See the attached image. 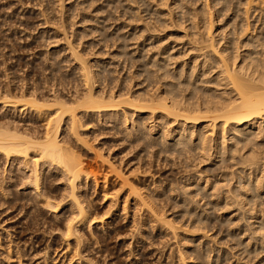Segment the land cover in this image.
I'll list each match as a JSON object with an SVG mask.
<instances>
[{"label":"bare ground","instance_id":"6f19581e","mask_svg":"<svg viewBox=\"0 0 264 264\" xmlns=\"http://www.w3.org/2000/svg\"><path fill=\"white\" fill-rule=\"evenodd\" d=\"M62 1H60V2H62ZM88 1L89 0H87L86 3ZM128 1H130V3L128 4L129 8L127 7V5H126V7L130 10L132 9L131 12H133V14H134V16H131V17H133L135 19L134 21H136V22L138 21V22L142 23V29L138 30L137 27H136V29L134 27V30H136V32H135L136 34H137V32H138V34L142 33L140 35L139 39H142V38L144 39L145 37H143V33L149 31V33H146V34H149V37H148L149 44L147 43L148 45H146V42H143V43H145L146 48H147V46L149 47V50H148L149 55L146 54V56L147 55L149 56V59H147L148 61H144L142 64H140V65H142V70L140 69L141 67L139 68L142 72V75L144 74V77H145L143 82L147 81L149 79V82H148L149 87H148V85H147V87L143 86L144 88L142 86H141L142 88L139 86L141 89H139V90L136 89V91L131 92L128 88H131V87L133 88L134 86L130 87L128 85L129 87L127 88V85H126V89H128V92H123L122 89H120L119 91L117 90L118 84H116L115 89L117 91H114L115 90L114 88H112V89L109 88L108 91L107 90L105 91V89H107L108 87L111 86L112 82L109 83L110 86L105 85V86H107V88L103 89L102 85L100 86V80L101 79L103 80L102 77H103V74L106 70L105 68L109 63L105 64L106 62L104 63L100 59V56L103 53H101L100 56L98 55L99 53L98 54L94 53L95 56L97 55L96 57H99V59H100V61L97 59L98 62L96 60L95 63H92V60H90L88 58L90 56H87L88 54L86 53V51H87V47L90 46V43H92V41L88 43L89 45H87V47H86V44H84V42H83V44L81 42L82 38L85 39L86 36L83 37V35L86 32V30H88V29L86 28V30H85V28L82 27V28H84L83 30L76 31V32H79L78 34L74 33L75 31L73 33L71 32L72 35L71 34L69 35L68 33H66L64 35V39L67 42L65 41L64 44H66V50L68 51V53H67L68 55L66 53L65 54L67 55L69 62H71L70 64H72V63L75 64L74 68H75L76 72L78 73L79 77L81 76L80 78L82 79L83 83L80 81V79L78 80V82L82 83V85H83L82 89H79L80 86L78 88V85H79L78 84L77 87L73 86L74 88L75 87L78 88V90L76 89V91L74 93H72L70 95L69 94L70 91H68L69 96L68 95L65 96L63 93H62L63 95L60 93L55 94V92H53L54 94H52L50 92V90H53V89L47 90L50 87H48L49 84L46 85L45 79H44L45 80V86L48 87L46 90L49 91L51 94H49V93H46V94L38 93V91H40V90H38L37 88H31V87H28L25 85L20 90H18V88L17 89L14 88V91H13V89H9V87H8V89H2L3 87L2 88L0 87V109L5 110L4 113H6L5 115H2L3 117L1 116L2 118L7 119L9 117L7 114H10V113H11V115H12V113H14V114L20 113V114L24 115V118L28 117V120L29 119L34 120V121L38 120V121L42 122V124H40V127L43 129V132H41V130L38 128H32V127L31 128H25V129H24V127L20 128V126H17L16 123H14V121H10L9 119H8V121L6 120L5 122H1L0 123V158L5 159L6 160L5 163L12 161L14 167H16L18 165L17 166L18 170L22 169L21 166L22 167L24 166L23 168L27 169V172H26L27 178L26 179L29 180L28 182L30 183L29 185L32 187V189L29 188L31 191H30V193L26 194L27 195L26 197H28L29 201H32V204L35 207L34 209L43 212V214L44 213L53 214L54 219L56 218V220L62 222L64 229L60 230V233H61L62 239L64 240V242L66 244V248L63 249V253L60 254L61 255L60 257L62 258V259H60L61 264H65L66 261H67V264H74V262H77V261H78L77 264H82V261H83V259H85V256H83V251L81 252L80 249H81V247L84 248V246H82V245L87 244V239L85 238V233L83 232V228L85 226H87L88 229L90 228V230H91V227H93V225H95V224L98 225L100 220L102 218H104V216L99 217L100 220L98 219L99 220L98 221L97 220L98 216L96 218L95 216L92 215L91 209L90 210L88 209V208H90V207H88V205L90 203L89 204L87 203V199H86V195H85V194H87V193H85V190L90 187V182H92L91 185H94L93 187H95V188L99 185V184L97 185V183H96V181H98V179H99L98 174H100V175L103 174L102 175V179H103L102 185H100L101 189H104L107 186V184L111 181L110 183L111 184L113 183V185H114V182H116V183L118 182V184H116V185H119L118 188L121 191L125 190L127 192L126 196L123 199V202L121 201L123 203V206L121 209L123 211L122 212L123 215L126 213L125 211L129 207H131L130 210H133L134 213H135V210L138 209V207L139 208L140 207H142V208L146 207L148 213L145 212L147 214V217H145V218L147 219V222L149 223L148 225H150V224L152 225L153 222L154 223L157 222V224H158V222H161V223H163L162 225L165 224V227L166 226L168 227V228L166 227L168 229L167 231L170 230L169 232L172 234V236L175 235V238L177 236L176 239H178V235H177L176 231L178 229H182L184 226L186 227V229H189V230L190 229L201 230L202 231V233L200 231L201 235H199L197 237V239H195L196 241H198V243L196 244V246L193 245L192 249H190V248L189 249L193 251L192 253H196L198 255V257L200 259L204 260V262L207 264H222V261L220 262L221 259H220L219 255L217 258H215L214 255H212V254H214L213 253L214 251H217L218 247L217 248L214 247L216 244L215 243L216 236H214V234L209 235L210 231H209L208 227L211 225H214V224H220V226L223 227L225 225L231 226V224L237 225V224H239V222H243V226H242L243 231L240 230L238 233L232 232V234L226 233L227 236L231 237L233 240L238 241L237 242L238 244H235V245H242L246 242L245 241L246 240L245 232L250 231V230H252V232H254V233L259 232L262 235V238L259 239L261 241H260V244L258 243V245H259V247H261L262 250H264V210L260 209L259 214L252 212L256 209V207L258 205H261L264 203V0H148L147 2L149 3L148 4L149 7L147 6V10H144V11H148L149 13H148L147 17H145V19L143 18L144 16L140 15V13H141V12L139 13L140 10L134 5V3H136V1L135 0H128ZM62 6H64V5H62ZM243 6H245L246 8H243ZM38 7H40V6H38ZM61 8H63V7H61ZM72 8L70 7L69 11H71ZM102 8H104V7H102ZM66 9H68V8H66ZM61 10H60L61 13H63L65 11L64 8ZM71 12H73V11H71ZM241 12H242V14H241ZM66 13L67 12L65 11V14ZM95 13H96V11H95ZM103 17H105V16H103ZM44 20H46V19H44ZM84 20H85V18H84ZM103 20H105V18ZM99 21H101V20H99ZM99 21H96V22L98 23ZM93 24H95V23H93ZM101 24H103V23L101 22ZM137 26H140V25H137ZM95 27H93V28H95ZM100 27H102V26H100ZM125 27L127 29H129L126 25H125ZM91 30L92 29H90V33H91ZM100 30L102 31L103 29H100ZM118 30H120V28ZM130 30L132 32H134L133 28ZM58 33H59V31H58ZM86 33H88V32H86ZM96 33H98V32H96ZM111 33H112V31H111ZM111 33H109V35ZM130 33H128V34H130ZM122 34H123V32H122ZM111 35H113V34H111ZM111 35H110V37H111ZM114 35H115V33H114ZM131 35L127 38H130ZM106 36L108 37V35H105V37ZM123 36H119V37H121L120 38L121 40H122ZM62 37H63V35H62ZM97 37H95V38H97ZM71 38H73V41ZM127 38L124 37L123 41L125 42ZM146 38L144 40H146ZM74 39H76L77 41L76 40L74 41ZM115 40H117V39H114V42L116 43ZM137 40H138V37H137L136 41ZM122 42L118 46L119 49H117V51L114 52V53H116L114 56L111 55L112 51H111V53L108 52L109 53L108 55L113 56V57H111V59L113 61L116 58H121L123 55L129 56V53H128L129 51H127V50L125 51L126 46L123 44L124 42L123 43ZM129 42H130V40H129ZM95 43L96 42L94 41L93 44H95ZM100 43H101V41H100ZM107 44L109 45V42ZM82 45H83V47L85 45L86 48L82 49L81 48ZM115 45L113 44V47ZM101 46H104V48L106 47V45H103V44ZM101 46H100V48H101ZM109 46H107V47H109ZM92 48L93 47H90V49H92ZM115 48L116 47H114V49ZM132 48L133 47L131 46V50H133ZM146 48H144V49L146 50ZM141 49H143V48H141ZM54 50L55 49H53V51ZM60 50H61V48H60ZM60 50H58V51H60ZM64 50H65V48H64ZM105 50L107 51L106 48H105ZM110 50H113V49H110ZM58 51H56V52L54 51V53L58 54L59 53ZM106 51L104 52L105 54H107ZM61 52H62V50H61ZM61 52L59 53L60 55H61ZM97 52H98V50H97ZM136 52H137V50H136ZM89 53H90V51H89ZM91 53H93V50ZM49 54H50V52H49ZM133 54L135 56V53H133ZM53 55L55 56V54H53ZM139 55H141V54H139ZM95 56L93 55V57H95ZM45 57H46V60L49 58V56H48V58H47V56H45ZM104 57H105V55H104ZM60 58H61V56H60ZM67 58H65V59H67ZM132 58H134V57H131V59ZM52 59H53V57H52ZM55 59H58V58H55ZM91 59H93V58H91ZM109 59H110V57H109ZM123 59H124V57H123ZM123 59H122V61H123ZM44 61H45V59H44ZM117 61H118V59H117ZM122 61H120V62H122ZM129 61L127 62L128 64L131 63ZM45 62L47 63V61H45ZM50 62H52V61H50ZM139 62H141V61H139ZM48 63H49V61H48ZM50 64H48V65L50 66ZM52 64H53V62H52ZM62 64H61V66H62ZM67 64H69V63H67ZM110 65H112V64L110 63ZM120 65H122V64H120ZM140 65L138 64V66H140ZM64 66H65V64H64ZM69 66H71V65H69ZM135 66H136V64H135ZM119 67H121V66H119ZM39 68H40V66H39ZM67 68H69V67H67ZM102 68H103V70H102ZM113 69H114V67H113ZM132 69L134 70V68L133 67L131 68V72H132ZM137 69H138V67H137ZM54 70H56V69H54ZM72 70H70V72H72ZM115 70H117V69L115 68ZM120 70L118 72H120ZM122 70H125V69H122ZM110 71H109V74H110ZM136 71H138V70H136ZM114 72H113V74L115 75L117 71L115 73ZM126 72H127V70H126ZM43 73H45V72H43ZM73 73H71V74H73ZM119 74H118V76H119ZM78 75H76V76L78 77ZM124 75L125 74H123V77H125ZM127 75H131V74L129 73ZM135 75H137V74H135ZM142 75H141V77H142ZM48 76H49V74H48ZM67 76H69L68 72H67ZM121 76H122V74H121ZM128 77L131 78L133 76H131V77L128 76ZM139 77H140V75H139ZM56 78H57V76H56ZM133 78L134 79H132V80L135 81V76ZM136 78H137V76H136ZM118 79H119V77H118ZM123 79H125V78H123ZM123 79H122V82H120V84L123 82L125 83L126 79L125 80H123ZM47 80H48V78H47ZM107 80H109V77ZM18 81H20V80H18ZM49 81H50V79H49ZM53 81H55V80H53ZM114 81H115V79H114ZM138 81H139V79H138ZM131 82L132 81H130V83ZM69 83H70V81H69ZM81 83H80V85H81ZM97 83H99V84L97 85ZM24 84H26V83H24ZM35 84H37V83H35ZM76 84H77V82H76ZM103 84H105V82H103ZM128 84H129V81H128ZM146 84L147 83H145V86H146ZM12 85H13V83H12ZM137 85H138V83H137ZM19 86H20V84H19ZM136 86H135V88H136ZM6 87H4V88H6ZM16 87H17V85H16ZM54 87L55 86H53L51 88H54ZM64 87H65V85H64ZM64 87H63V89H65ZM121 88H123V87H121ZM135 88H133V90ZM68 90H70V89H68ZM53 91H55V90H53ZM2 114H3V112H2ZM13 117H15V116H13ZM90 122H98L99 124L102 122H103L102 124L114 123L113 127L111 128L112 130L122 129L120 127L126 128L125 131H126L128 137L130 138L131 143L132 142L140 143L142 141L149 140V141H151V145L152 144L161 145V146H163L164 149H166L164 147L165 145H167L168 147H171V149H168V151L170 150L169 152H171V150H172V152L174 154L176 152L177 154H180V156L183 154H186V153L198 156L200 164L207 162V163H205V165L208 164V166L201 169L202 171H206L207 173H206V175L201 173L203 176L200 174V176L196 180H194L192 183L187 182L188 184L185 183L186 185H183L181 183L183 185V188L188 187V189L184 190L182 195L172 197V195L168 196L169 192L172 191L170 189H165L161 192L154 189L153 186H151V185L155 184V182H151V183H149L148 186H144L142 188L141 186H143V185H141L140 183H134L133 179H135L136 176H134V175H136V174L133 175V179L131 181L130 179H131L132 175H130V174H132V173L131 172L128 173L127 176L130 177V179H129L128 177H126V175L123 174V171H121L125 166L122 169H120V168H118L119 166L116 167V165L114 164L116 162L113 163L111 161L112 165L109 167L107 166V168H104L107 164L104 167L99 165L100 166L99 168H102V167L104 168L102 170L103 172L100 171L98 173V169L96 170L97 172H95L91 169V168L94 169V166L92 167L93 160L91 161L92 164L90 162L86 161L85 160L86 158L84 159L83 158L84 156L79 154L72 147L73 145L71 146L68 143L69 141H67V139H65V137H62V134H65L66 137L68 136L70 138V140L74 139L76 141V143H78V144L80 143V141H82L83 144H86L87 140L85 139V135H87L88 132L87 133H85V132H86V130L90 131V129L92 128V125L96 124V123L90 124ZM22 125H24V124H22ZM103 126H105V124ZM94 133H95V129L92 132V135ZM96 133H98V132H96ZM123 133H125L124 130H123ZM103 134H100V136ZM125 134H124V136H125ZM115 137H117V136H115ZM87 138H89V137L87 136ZM93 138H95V136H93ZM125 138H127V137H125ZM127 140H128V138H127ZM107 143H109V142H107ZM115 143L117 144V142H115ZM121 143H123L122 140H121ZM80 144H82V143H80ZM126 144L128 145L127 142H126ZM129 145H130V143H129ZM144 145H142V146H144ZM124 146L126 147V145H124ZM103 147H104V145H103ZM112 147H113V145H112ZM138 148H140V147L138 146ZM103 150H101V151H103ZM144 150H147V149H144ZM111 152H112V150H111ZM123 152H125V150ZM107 153L108 152H106V154ZM128 153H129V150H128ZM128 153L126 156H128ZM138 153H140V152H138ZM168 153H167V155H168ZM112 154L111 155L108 154V159H107L108 163L110 161L109 155L112 156ZM103 155H105V154H103ZM119 155H120V152H119ZM106 156L107 155H105V157ZM168 156H169V158H170V156L173 157V155H168ZM175 156H176V159H175ZM113 157L114 156H112V158ZM183 158H185V156ZM174 159L177 160L176 154L174 155ZM88 160H89V158H88ZM122 161H121V163H122ZM130 161L128 159V163ZM182 162L183 161L181 160V163ZM185 162H183V163H185ZM13 165H11V166H13ZM122 165H123V163H122ZM122 165H121V167H122ZM96 168H97V166H96ZM232 168H234V169H232ZM22 170H24V169H22ZM25 171L26 170H24V173H25ZM55 172H58L59 175L61 176V178L59 177V179H61V180L64 179L66 181V185H64V188H65L64 193L68 194L69 199L65 197V194H63V195L61 194L62 198H60L61 197V195H60V197H59L60 199H55L54 195H53V191L51 190L52 188L50 189L48 187L47 184H48L49 178L52 177V174H53V176L57 175ZM96 173H98V174H96ZM133 173H136V170ZM209 174H214V177L212 175L213 179L211 178V176ZM187 176H189V175L187 174ZM208 177H210V179ZM3 178H5V177H3ZM112 178H114V180H112ZM187 178H186V180H187ZM26 179H25V181H23L24 179L22 180L23 185L26 184V181H27ZM136 180H137V177H136ZM143 180L145 181V183L147 182V180H145V179H143ZM184 180L185 179H183V181ZM65 181L62 180L61 182H65ZM58 183H60V182H58ZM3 184H5V183H3ZM23 185L20 186V188L21 187L24 188ZM18 186H19V184H18ZM57 186H59V185H57ZM113 187L115 188V186H113ZM1 188H2V186H1ZM17 188L19 189V187H17ZM106 188H105V190H107ZM118 188L115 189L116 191H111L113 193V195L117 194L116 197L118 195H120L118 193H123V192H120V190ZM145 188L148 190V192H142L143 189H144L143 191H145ZM24 190H25V188H24ZM180 190H183V189H180ZM20 191H22V190H20ZM27 191H29V190H27ZM18 192H19V190H18ZM24 192H26V190ZM111 192H107V193L110 194ZM7 193H9V192H7ZM59 193H60V191H59ZM57 195H58V193H57ZM121 195H124V194H121ZM105 196L107 198H109V199H107L109 201H110L111 197L113 198L112 194H111V197H110V195H107V194ZM162 196L166 197L170 201L172 206L179 208L180 211L178 213H176V216H175L177 221L175 219L169 218L168 216L162 214L163 212L159 208V206L162 207V205H164V203H163L164 199H160V197H162ZM3 197H6V196L3 195ZM7 197H9V196H7ZM116 197H114V198H116ZM65 198L68 200V202H71V203H69L70 207L68 208V210L66 208V210H67L66 212H63L62 214L58 215V213H60V211H61L63 203L66 201ZM105 199L106 198H104V200ZM118 200L119 199H117L116 201H118ZM5 201L6 200H4V202ZM92 201H90V202H92ZM110 202H112V201H110ZM106 203H107V201L105 200V204ZM130 204L132 206H130ZM94 205L96 206V204H94ZM118 205H119V203H118ZM120 206L121 205H119V208H121ZM12 207H13V205H12ZM111 207H112L111 209H113L112 205H111ZM111 209L109 207V210H111ZM141 210H143V209H141ZM141 210L139 212H141ZM23 213H25V212H23ZM109 213L111 214V212H108V214ZM127 213H130V211ZM20 214H18V215H20ZM67 214H68V216H67ZM105 214H103V215H105ZM132 214H133V212H132ZM132 214L131 215L129 214V215L132 216ZM138 214L141 215V213H138ZM146 214H144V215H146ZM247 214H248V216H247ZM105 216H107V215H105ZM125 216H126V214H125ZM141 216H139V217L141 218ZM25 217L26 216H24V218ZM134 217H135V215H134ZM139 217H137V218L139 219ZM132 218H133V216H132ZM135 218L132 220V225H131V227L132 226H133V228L135 227V229L132 228L133 230H136V227L138 226V225L135 226V223H136ZM142 218H144V217H142ZM125 219H126V217H125ZM144 219H143V221H144ZM37 220H39V219H37ZM130 220H131V218H130ZM139 220H141V219H139ZM101 221H103V220H101ZM143 221H141V222H143ZM4 222H6V221H4ZM129 223L130 222H128V225H129ZM161 223H160V225H161ZM175 223H179L178 225H181V226L178 227ZM138 224L141 226L142 223L140 224V221H139ZM144 224H145V222H144ZM144 224H143V226H144ZM143 226L141 228H144ZM101 227H103V226H101ZM107 227H110V226H107ZM126 227H128V226H126ZM149 227L151 228V226H149ZM23 228H25V227H23ZM129 229H131V228H129ZM138 229H140V228H138ZM186 229L185 230L183 229V230L186 231ZM161 230H162V228H161ZM183 230H181V232ZM129 231H131V230H129ZM137 231H139V230H137ZM151 231L153 232V230H151ZM154 231H155V229H154ZM190 231L187 230V232L190 233L189 235L193 236V232H195V231H193V232H190ZM229 231H231V229ZM115 232L117 233L116 230H115ZM134 232H136V231H134ZM139 232H137V233H139ZM165 232H166V230H165ZM165 232H163V234ZM179 232H180V230H179ZM32 233H34V232H32ZM101 233H103V232H101ZM153 233H155V232H153ZM92 234L93 233H90V235H92ZM142 234H144V233H142ZM186 234H188V233H186ZM195 234H196V232H195ZM195 234H194V237H195ZM133 235H134V233H133ZM133 235H131V236H133ZM136 235H138V234H136ZM139 235H141V234H139ZM141 236H143V235H141ZM224 236H226V235H224ZM154 237H156V236H154ZM183 237L186 238V236H183ZM223 237H222V239L227 238V237H224V238ZM143 238H144V236H143ZM175 238H173V239H175ZM184 238H182V236H181V239H184ZM217 238H219V237H217ZM95 239H97V238H95ZM141 239H142V237H141ZM168 239H169V237H168ZM249 239H250V237H249ZM133 240H137V239L134 238ZM188 240H194V239L188 238ZM219 240H221V236H220ZM71 241L74 242L73 245L71 244ZM178 241L180 242L179 239H178ZM251 241L252 240L246 242L244 244L245 245L244 248L247 247L246 249H248L250 246L249 242H251ZM183 242H184V240H183ZM104 243H102V244H104ZM131 243H130V245H131ZM137 243H140V242H137ZM180 244H184V243H180ZM228 244L229 243H227V245ZM256 244L254 245L255 247H256ZM130 245H128V246H130ZM153 245L155 246L156 244H153ZM161 245H164V244H161ZM235 245H233V247ZM184 246L186 247L187 245H184ZM190 246H191V243H190ZM223 246L224 245H222V247ZM254 246H253V248H254ZM148 247H150V246H148ZM183 247H181V248H183ZM188 247H189V245H188ZM222 247L219 246V248H222ZM18 248H21V247H18ZM128 248H131V246ZM178 248L179 247H177V249ZM226 248H227V246H226ZM238 248H240V247H238ZM253 248H251V251L253 250ZM30 249L32 250V247ZM49 249H51V248H49ZM136 249L137 248H135V250ZM149 249H151V248H149ZM189 249H188V251H189ZM227 249H225V250H227ZM246 249H244V250L247 251ZM254 249H256V248H254ZM20 250L19 251L17 250V252H15L18 254V257L21 256V254H23V252H20ZM129 250H128V252H129ZM228 250H227L226 254L229 252ZM178 251H179L178 253L181 252L179 249H178ZM231 251H232V248H231ZM248 251H250V250H248ZM250 252H249V254H250ZM252 252H254V250ZM252 252H251V254H252ZM66 253H67V255H66ZM68 253H70V254L68 255ZM131 253H130V255H131ZM133 253L135 254V252H133ZM175 253H176V251H175ZM221 253L222 252H220V254ZM233 253H234V255L237 254V253H235V251ZM27 254H28V252H27ZM125 254L128 255V253H125ZM136 254H137V252H136ZM136 254H135V257L137 256ZM162 254H161V256H162ZM166 254H168V253H166ZM182 254L183 253L178 254L179 259H177V260H179L181 264H190V262H188L189 260H187V258L184 257L185 255L183 256ZM187 255H189V254L187 253ZM244 255H245V253H244ZM22 256H24V255H22ZM31 256H33V255H31ZM45 256H46V254H45ZM165 256H167V255H165ZM165 256H162V257H165ZM239 256H241V255H239ZM34 257H36V256H34ZM138 257H136V259H135V264L138 261L137 259H139ZM245 257H247V255ZM19 258L21 259V257H19ZM192 258L190 259L191 262H192ZM224 258L226 259L227 256L225 255ZM55 259L56 258L49 259L50 263H47L46 260L43 263L55 264ZM124 259L127 261L126 258H124ZM133 259H134V257H133ZM158 259L160 260L159 257H158ZM234 259H235V257H234ZM244 259H246V258H244ZM129 260H130V258H129ZM231 260H233V258ZM238 260H240V257L238 258ZM126 261H124V262L126 263ZM56 262H57V264H59L57 259H56ZM146 262H148V261H146ZM160 262H161V260H160ZM235 262H237V261H235ZM87 263H89V262H86V264ZM163 263H165V262L163 261ZM196 263H198V262L196 261ZM21 264H23V263H21ZM96 264H98V263H96ZM165 264H167V263H165ZM173 264H175V263L173 262ZM230 264H232V262ZM240 264H242V263H240Z\"/></svg>","mask_w":264,"mask_h":264},{"label":"rangeland","instance_id":"374dc122","mask_svg":"<svg viewBox=\"0 0 264 264\" xmlns=\"http://www.w3.org/2000/svg\"><path fill=\"white\" fill-rule=\"evenodd\" d=\"M62 0H0V87L2 89H13L14 91V88L18 90H20L22 87L25 86H28V87H31V88H37L38 90V93H43V94H46V93H49V94H54L53 92H55V94H64L65 96L68 95V91H70V95L72 93H74L76 91V89L78 90L79 86L80 88L79 89H82V79L79 77L78 73L76 72L75 70V64L72 63L70 64L71 62H69V59L67 58V53L68 51L66 50V44H64V42L66 41L64 39V35L66 33H68L69 35L74 32V33H79V32H76V31H80V30H83L85 28L88 29L86 30V32L88 33H84L83 37L82 38V44L84 42V44H86V47L87 45H89L88 43L92 41V43H90V46L87 47V51L86 53L88 54L87 56H90L88 57L90 60H92V63H95V61L98 59L100 61V59L105 63V64H108L106 66V70L103 74V80L101 79L100 80V86L102 85V88L105 89L107 88V86H110L109 83H111V86L108 87L107 89H105V91L110 88H116V84L117 85V90L119 91L120 89H122L123 92H128V89L132 92V91H136L141 89L143 86L144 87H149V79L147 81H144L143 80L145 79L144 77V74L142 75V64L144 61H148L147 59H149V47L147 46V48L145 47V43L143 42H146V45L149 44V34H146V33H149V31L147 32H144L143 33V37H147L146 40H144L142 37V39H139L140 35L142 33H139L137 32V34L135 33L136 30H134V27L136 29L139 30V29H142V23L140 22H136L134 21L135 19L131 16H134L132 9H128V4L130 3V1L128 0H89L87 3L86 1L87 0H63L62 2H60ZM65 1V2H64ZM85 3H84V2ZM92 1V2H91ZM115 1V2H114ZM136 3H134V5L140 10L139 13L141 16H144L143 18L145 19V17H147L148 15V11H144V10H147V6L149 7V3L147 2L148 0H135ZM138 1V2H137ZM146 1V2H145ZM119 2V3H118ZM58 3V4H57ZM132 4V3H131ZM64 5V6H62ZM74 7H73V6ZM109 5V6H108ZM127 5V7H126ZM40 6V7H38ZM46 6V7H45ZM60 6V7H59ZM63 7L64 10L67 12L65 14V11L63 13H61V8ZM70 7L72 8L71 11H75L74 13L69 11L70 10ZM77 7V8H76ZM86 7V8H85ZM104 7V8H102ZM141 7V8H140ZM61 8V9H60ZM68 8V9H66ZM243 8H246L245 6H243ZM85 9V10H84ZM96 9V10H95ZM103 9V10H102ZM128 9V10H127ZM41 10V11H40ZM61 10V11H60ZM96 13H95V11ZM99 10V11H98ZM40 11V12H39ZM94 11V12H93ZM130 11V12H129ZM137 11V10H136ZM43 12V13H42ZM69 12V13H68ZM82 12V13H81ZM138 12V11H137ZM231 13V12H230ZM229 13V14H230ZM19 14V15H18ZM58 14V15H57ZM69 14V15H68ZM242 14V12H241ZM240 14V15H241ZM73 15V16H72ZM79 15V16H78ZM75 16V17H74ZM105 16V17H103ZM73 17V18H72ZM55 18V19H54ZM63 18V19H62ZM68 18V19H67ZM85 18V20H84ZM105 18V20H103ZM142 18V19H143ZM46 19V20H44ZM66 19V20H65ZM97 19V20H96ZM101 21H99V20ZM252 19V18H251ZM53 20V21H52ZM91 22H90V21ZM99 21L98 23L96 21ZM130 20V21H129ZM87 21V22H86ZM93 21V22H92ZM95 21V22H94ZM253 21V20H252ZM251 21V22H252ZM79 22V23H78ZM101 22L103 24H101ZM142 22V21H141ZM144 22V21H143ZM64 23V24H63ZM95 23V24H93ZM128 23V24H127ZM139 23V24H138ZM46 24V25H45ZM73 24V25H72ZM106 24V25H105ZM133 26H132V25ZM45 25V26H44ZM50 25V26H49ZM59 25V26H58ZM92 25V26H91ZM98 28H96L95 26ZM104 25V26H103ZM121 25V26H120ZM124 27H123V26ZM125 25L129 28L127 29L125 27ZM131 25V26H130ZM137 25H140V26H137ZM57 26V27H56ZM99 26V27H98ZM102 26V27H100ZM84 27V28H82ZM90 27V28H89ZM92 27V28H91ZM95 27V28H93ZM104 27V28H103ZM141 27V28H140ZM60 28V29H59ZM120 28V30L118 29ZM122 28V29H121ZM134 30V32H132L130 29ZM66 31H65V30ZM72 29V30H71ZM76 29V30H75ZM78 29V30H77ZM90 29L91 30V33H90ZM95 29V30H94ZM100 29H103L102 31ZM116 29V30H115ZM100 30V31H99ZM110 30V31H109ZM124 30V31H123ZM46 31V32H45ZM48 31V32H47ZM59 31V33H58ZM65 31V32H64ZM94 31V32H93ZM112 31V33H111ZM116 31V32H115ZM61 32V33H60ZM72 32V33H71ZM98 32V33H96ZM108 32V33H107ZM123 32V34H122ZM126 32V33H125ZM131 32V33H130ZM109 33L113 34L109 35ZM115 33V35H114ZM130 33V34H128ZM133 33V34H132ZM91 34V35H90ZM128 34V35H127ZM132 34V35H131ZM49 35V36H48ZM61 35V36H60ZM63 35V37H62ZM68 35V36H69ZM90 35V36H89ZM99 35V36H98ZM105 35H108V37L106 38ZM124 35V36H123ZM127 35V36H126ZM131 35L130 38H127ZM137 35V36H136ZM51 36V37H50ZM53 36V37H52ZM60 36V37H59ZM98 36V37H97ZM119 36H123L126 37V41L124 42L123 41V38L122 40L120 39L121 37ZM92 37V38H91ZM97 37V38H95ZM101 37V38H100ZM105 37V38H104ZM135 37V38H134ZM138 37V40L136 41ZM63 38V39H62ZM101 40H100V39ZM72 41H73V38H71ZM84 39V40H83ZM114 39H117L115 40L116 43L114 42ZM135 39V40H134ZM58 40V41H57ZM64 40V41H63ZM76 39H74L75 41ZM103 40V41H102ZM121 40V41H120ZM130 40V42H129ZM77 41V40H76ZM86 41V42H85ZM94 41L96 42L95 44ZM101 41V43H100ZM124 43H123V42ZM136 41V42H135ZM142 41V42H141ZM148 41V42H147ZM67 42V41H66ZM98 42V43H97ZM103 42V43H102ZM106 42V43H105ZM109 42V45L107 44ZM120 42V43H119ZM121 42L126 46V49L125 51H129V56H125L123 55L121 58H116L114 59V61L111 59V57H113L116 53H114L115 51H117L118 46L121 44ZM134 42V43H133ZM112 43V44H111ZM118 43V44H117ZM130 43V44H129ZM133 45H132V44ZM137 43V44H136ZM148 43V44H147ZM53 44V45H52ZM56 44V45H55ZM100 44V45H99ZM106 45V49L107 51L105 50L104 46H101V45ZM113 44L115 45L114 47H116L114 49L113 47ZM136 44V45H135ZM98 47H97V46ZM61 46V47H60ZM63 46V47H62ZM101 46V48H100ZM109 46V47H107ZM130 46V47H129ZM131 46L133 47L131 50ZM143 46V47H142ZM85 45L83 47V45L81 46L82 49L86 48ZM90 47H93L92 49H90ZM96 47V48H95ZM135 47V48H134ZM138 47V48H137ZM140 47V48H139ZM48 48V49H47ZM58 48V49H57ZM62 52H61V50ZM63 48V49H62ZM65 48V50H64ZM95 48V49H94ZM109 48V49H108ZM137 48V49H136ZM143 48V49H141ZM146 48V50L144 49ZM53 49H55L54 51H58L59 53L61 52V55L58 53H54ZM57 49V50H56ZM110 49H113V50H110ZM130 49V50H129ZM142 51H141V50ZM65 52H64V51ZM90 53H89V51ZM93 50V53H91ZM98 50V52H97ZM109 50V51H108ZM135 50V51H134ZM137 50V52H136ZM106 51L107 54H105L104 52ZM112 51V53H111ZM131 51V52H130ZM133 51V52H132ZM140 51V52H139ZM48 52V53H47ZM50 52V54H49ZM53 52V53H52ZM97 52V53H96ZM111 53V55H108L109 53ZM47 53V54H46ZM67 55H66V54ZM98 54L100 56L101 53V56H100V59L99 57H96L95 54ZM135 53V56L134 54ZM138 53V54H137ZM55 54V56L53 55ZM65 54V55H64ZM91 54V55H90ZM95 57H93V55ZM137 54V55H136ZM141 54V55H139ZM146 54H148L146 56ZM64 55V56H63ZM105 55V57H104ZM110 59H109V57ZM132 55V56H131ZM49 58L46 60V57ZM51 56V57H50ZM57 56V57H56ZM61 56V58H60ZM92 56V57H91ZM134 57L131 59V57ZM141 56V57H140ZM53 57V59H52ZM104 57V58H103ZM108 57V58H107ZM124 57V59H123ZM137 57V58H136ZM55 58H58V59H55ZM67 58V59H65ZM93 58V59H91ZM104 60H103V59ZM142 58V59H141ZM49 61L48 64H50V66L44 61ZM50 59V60H49ZM95 59V60H94ZM107 59V60H106ZM118 59V61H117ZM123 59V61H122ZM128 59V60H127ZM146 59V60H145ZM61 62H60V61ZM97 60V62H98ZM110 60V61H109ZM130 60V61H129ZM52 61V62H50ZM59 61V62H58ZM64 61V62H63ZM101 61V62H102ZM108 61V62H107ZM122 61V62H120ZM126 61V62H125ZM131 62V63H127V62ZM141 61V62H139ZM28 62V63H27ZM45 62V63H44ZM69 64H67V63ZM63 63V64H62ZM103 63V64H104ZM110 63L112 65H110ZM116 63V64H115ZM119 63V64H118ZM62 64V66H61ZM65 64V66H64ZM122 64V65H120ZM124 64V65H123ZM126 64V65H125ZM136 64V66H135ZM138 64L140 66H138ZM71 65V66H69ZM118 65V66H117ZM40 66V68H39ZM52 66V67H51ZM73 66V67H72ZM103 66V65H102ZM121 66V67H119ZM134 68V70L132 69V72H131V68L132 67ZM69 67V68H67ZM112 67V68H111ZM114 67V69H113ZM138 67V69H137ZM141 67V68H140ZM47 68V69H46ZM74 68V69H73ZM110 68V69H109ZM115 68L117 70H115ZM129 68V69H128ZM141 70H140V69ZM41 69V70H40ZM44 69V70H43ZM56 69V70H54ZM73 69V70H72ZM121 69V70H120ZM122 69H125V70H122ZM46 70V71H45ZM48 70V71H47ZM54 70V71H53ZM70 70H72V72H70ZM103 70V68H102ZM111 70V71H110ZM120 70V72H118ZM127 70V72H126ZM138 70V71H136ZM64 71V72H63ZM109 71H110V74H109ZM117 71L116 74L114 75L113 72ZM140 71V72H139ZM45 72V73H43ZM47 72V73H46ZM49 72V73H48ZM67 72H68V75L67 76ZM75 74H74V73ZM114 72V73H115ZM135 72V73H134ZM139 72V73H138ZM32 73V74H31ZM51 73V74H50ZM66 73V74H65ZM73 73V74H71ZM120 73V74H119ZM131 74V75H127V74ZM141 73V74H140ZM49 74V76H48ZM71 74V75H70ZM115 76H113V75ZM119 74V76H118ZM122 74V76H121ZM123 74H125L123 77ZM133 74V75H132ZM137 74V75H135ZM29 75V76H28ZM44 75V76H43ZM78 75V77L76 76ZM140 75V77H139ZM142 75V77H141ZM25 76V77H24ZM41 76V77H40ZM48 76V77H47ZM53 76V77H52ZM57 76V78H56ZM107 78H106V77ZM128 76H135V81L132 80L134 79L133 77L129 78ZM137 76V78H136ZM73 77V78H72ZM77 77V78H76ZM109 77V80H107ZM119 77V79H118ZM125 79H123V78ZM14 78V79H13ZM16 78V79H15ZM43 78V79H42ZM48 78V80H47ZM54 78V79H53ZM56 78V79H55ZM129 78V79H128ZM46 80V85H48V87H50L49 89H47L48 87L45 86V80ZM50 79V81H49ZM80 79V83L78 82V80ZM117 82H115L114 81ZM122 79L125 80V83H121L122 82ZM131 79V80H130ZM141 82H139L138 81ZM14 80V81H13ZM20 80V81H18ZM55 80V81H53ZM77 84H76V82ZM13 81V82H12ZM23 81V82H22ZM44 81V82H43ZM48 81V82H47ZM57 81V82H56ZM59 81V82H58ZM70 81V83H69ZM105 82V84H103V82ZM107 81V82H106ZM127 81V82H126ZM128 81H129V84H128ZM130 81H132L130 83ZM16 84H15V83ZM20 82V83H19ZM43 82V83H42ZM53 82V83H52ZM57 84H56V83ZM114 82V83H113ZM2 83V84H1ZM13 83V85H12ZM18 83V84H17ZM26 83V84H24ZM37 83V84H34ZM76 85H75V84ZM135 83V84H134ZM138 83V85H137ZM145 83L146 86H145ZM20 84V86H19ZM32 84V85H31ZM39 84V85H38ZM44 84V85H43ZM55 84V85H54ZM73 84V85H72ZM79 84V85H78ZM99 83H97L98 85ZM134 84V85H133ZM144 84V85H143ZM8 85V86H7ZM11 87H10V86ZM17 85V87H16ZM23 85V86H22ZM34 85V86H33ZM43 85V86H42ZM65 85V87H64ZM68 85V86H67ZM71 87H70V86ZM78 85V88H76ZM104 85V86H103ZM107 85V86H105ZM121 85V86H120ZM126 85H127V88L130 86H134L133 88H136L133 90V88H128L126 89ZM129 85V86H128ZM7 86V87H6ZM14 86V87H13ZM45 86V87H44ZM55 86L54 88H51ZM73 86H76L75 88ZM141 88H140V87ZM6 87V88H4ZM42 87V88H41ZM63 87L65 89H63ZM70 89V90H68ZM123 87V88H121ZM143 87V88H144ZM72 88V89H71ZM50 90V89H53V90H50L47 91V90ZM67 89V90H66ZM75 89V90H74ZM132 89V90H131ZM73 90V91H72ZM116 89L114 91H117ZM64 91V92H63ZM67 93H66V92ZM62 94V95H63ZM69 96V95H68ZM1 110V109H0ZM3 112V114H2ZM5 110H1L0 111V123L1 122H5L6 120L8 121V119L10 121H14V123H16L17 126H20V128L24 127L25 128H38L41 130V132H43V129L40 127V124H42V122L40 121H34V120H28V117H25L24 118V115L20 114V113H11L10 114H7L9 117L7 119L5 118H2L3 116L2 115H5L6 113H4ZM19 115V116H18ZM2 116V117H1ZM15 116V117H13ZM20 118V119H19ZM25 119V120H24ZM28 120V121H27ZM20 123V124H19ZM24 125H22V124ZM89 123V122H88ZM92 123H96V124H93L92 125V128L89 130H86L85 133L88 132L87 135H85V139L87 140L86 144H83L82 141H80V143L82 144H78L76 143V141L74 139H71L67 136H65V134H62V137H65V139H67V141H69L68 143L79 153L81 154L82 156H84L83 158L90 162L92 164V160H93V164H92V167L94 166V169L91 168L93 171L97 172L96 170L98 169V173L101 171L103 172L102 170L104 168H107V166H111L112 162H116L114 163L116 165V167L122 169L121 171H123V174L126 175V177H128V173H132L130 175L131 176V179L130 177H128L131 181L133 179V175L137 177V180H136V177L134 180V183H140L142 188L144 186H148L149 183L151 182H155V184L151 185L153 186L154 189H156L157 191H163L165 189H170L172 190L171 192H169V195H172V197H176V196H180L182 195V193L184 192V190L188 189V187L186 188H183V185H186L188 183H192L194 180H196L200 174H204L206 175V171H202L201 169H203L204 167L208 166V164L205 165V163H201L199 162V159H198V156H195L193 154H189V153H186V154H183L180 156V154H177L175 152V154L177 155V160L176 159V156H175V159H174V153L172 152H169L168 149H171V147H168L167 145H165L164 147L166 149L163 148V146L161 145H155V144H152L151 145V141L149 140H145V141H142L140 143H135V142H132L131 143V140L130 138L128 137L125 129L126 128H123V127H120L122 129H119V130H112L111 128L113 127L114 123L110 124V123H104L105 126H103L104 124L102 123H98V122H90V124ZM29 125V126H28ZM31 125V126H30ZM100 125V126H99ZM111 127H110V126ZM27 126V127H26ZM34 126V127H33ZM91 126V125H90ZM107 126V127H106ZM101 127V128H100ZM103 128V129H102ZM106 130H105V129ZM93 129V130H92ZM95 129V133L98 132V133H94L92 135V132L94 131ZM109 131H108V130ZM92 130V131H91ZM105 130V131H104ZM123 130L124 132L126 133H123ZM120 131V132H119ZM90 132V133H89ZM123 134H122V133ZM104 133V134H103ZM100 134H103L100 136ZM115 134V135H114ZM125 134V136H124ZM99 135V136H98ZM112 135V136H111ZM120 135V136H119ZM123 135V136H122ZM87 136L89 138H87ZM91 136V137H90ZM93 136H95V138H93ZM98 136V137H97ZM117 136V137H115ZM122 136V137H121ZM127 137V138H125ZM91 138V139H90ZM120 138V139H119ZM124 138V139H123ZM89 139V140H88ZM121 140L123 143H121ZM119 141V142H118ZM147 141V142H146ZM109 142V143H107ZM117 142V144L115 143ZM125 142V143H124ZM126 142L128 143V145L126 144ZM107 143V144H106ZM130 143V145H129ZM135 143V144H134ZM147 143V144H146ZM150 145H149V144ZM77 144V145H76ZM103 145L101 146V145ZM138 144V145H137ZM144 146H142V145ZM113 145V147H112ZM118 145V146H117ZM126 145V147L124 146ZM84 148H83V147ZM124 146V147H123ZM138 146L140 148H138ZM103 147V148H102ZM108 149H106V148ZM112 149H111V148ZM116 147V148H115ZM77 148V149H76ZM82 148V149H81ZM131 148V149H130ZM136 148V149H135ZM143 148V149H142ZM100 149V150H99ZM104 149V150H103ZM125 152H123L124 150ZM144 149H147V150H144ZM164 149V150H163ZM103 150V151H101ZM110 150V151H109ZM112 150V152H111ZM128 150H129V153H128ZM137 150V151H136ZM122 151V152H121ZM132 153H131V152ZM142 151V152H141ZM106 152H108L106 154ZM110 152V153H109ZM119 152H120V155H119ZM140 152V153H138ZM169 152V153H168ZM113 153V154H112ZM128 153V156H126ZM173 155L169 156L167 155ZM107 155L105 157V155ZM108 154H112V156H114L112 158V156L109 155V163H108ZM116 154V155H115ZM122 154V155H121ZM125 154V155H124ZM143 154V155H142ZM166 154V155H165ZM137 155V156H136ZM145 155V156H144ZM132 156V157H131ZM143 156V157H142ZM148 156V157H147ZM181 158H180V157ZM185 156V158L183 157ZM137 157V158H136ZM89 158V160H88ZM117 158V159H116ZM121 158V159H120ZM144 158V159H143ZM172 158V159H171ZM179 158V159H178ZM120 159V160H119ZM128 159H129V163H128ZM133 159V160H132ZM174 159V160H173ZM185 159V160H184ZM116 160V161H115ZM119 160V161H118ZM123 160V161H122ZM173 160V161H172ZM181 160L185 163H181ZM0 264H46V263H43L46 262L47 263H50L49 259H54L56 258L58 263L61 264L60 262V259H62L60 256V254L63 253V249L66 248V244L64 242V240L62 239L61 237V233H60V230H63L64 229V226L62 225V222L56 220V218L54 219V215L53 214H50V213H44L41 212V211H38L36 209H34L35 207L33 206L32 204V201H29L28 197H26L28 193H30V189H32V187L29 185L30 183L28 182L29 180H27L26 178V172H27V169L23 168L21 166L22 169L26 170L25 173H24V170L20 169L18 170V165L16 167H14L12 161H9L8 163H5L6 160L3 159V158H0ZM112 161V162H111ZM123 165H122V163ZM127 161V162H126ZM5 163V164H4ZM95 163V164H94ZM105 163V164H104ZM121 163V164H120ZM187 163V164H186ZM107 164V165H106ZM110 164V165H109ZM203 164V165H202ZM10 165V166H9ZM13 165V166H11ZM105 166L104 168H99L100 166ZM122 165V167H121ZM138 165V166H137ZM97 166V168H96ZM201 166V167H200ZM5 168V169H4ZM15 168V169H14ZM137 168V169H136ZM139 168V169H138ZM200 168V169H199ZM14 169V170H13ZM128 169V170H127ZM234 169V168H232ZM127 170V171H126ZM134 170V171H133ZM136 170V173H133L135 172ZM14 171V172H13ZM17 171V172H16ZM23 171V172H22ZM214 171V170H213ZM9 172V173H8ZM12 172V173H11ZM11 173V174H10ZM14 173V174H13ZM57 175L53 176L52 174V177L49 178L48 180V187L53 191V195H54V198L55 199H60L62 198V195L65 194L64 193V185H66V181L64 179H62L63 181L65 182H61L62 180L59 179V177L61 178V176L59 175L58 172H55ZM54 173V174H55ZM96 173V174H98ZM9 174V175H8ZM187 174L189 176H187ZM201 174V175H202ZM13 175V176H12ZM59 175V176H58ZM102 175L103 174H98V181H96L97 183V187H93L94 185H91L92 182H90V187L87 188L85 190V194L86 195V199H87V203L89 204L88 208L89 210L91 209V213L93 216H95L97 218V220L100 218L99 217H103L100 222L95 225H93V227H91V230L90 228L88 229L87 226H85L83 228V232L85 233V238L87 239V244L85 245H82L84 246L81 247L80 251L82 252L83 251V256H85V259H83L82 261V264H86V262H89L87 264H135V259L136 257H138L139 259H137L138 261L136 262V264H173V262L176 264H181L179 260V255L178 254H181L183 253L182 255L187 258V260H189L188 262H190V264H207L204 262V260L200 259L198 257V255L196 253H192L193 251L190 250L192 249V246H196V244L198 243V241H196L195 239H197V237L200 234V231L201 230H197V229H186V227L182 228V229H178L176 232H177V235H178V239L180 240V242L178 241L177 236L175 238V235L172 236V234L167 231L168 227L166 228L165 227V224L162 225L163 223L161 222H153L152 225H148L149 223L147 222V219L145 217H147V214L145 212L148 213L146 207L142 208V207H138L137 210H135V213L133 210H130L131 207H129L124 213L125 214L123 215L122 214V206H123V199L124 197L126 196L127 192L124 190V191H121L118 187L119 185H116L118 184V182H114V185L113 183L111 184L110 182L107 184V190L104 189H101V186L102 185ZM129 175V176H130ZM186 175V176H185ZM212 178V175L214 177V174H209ZM5 178H3V177ZM15 176V177H14ZM203 176V175H202ZM10 177V178H9ZM111 177V176H110ZM188 177V178H187ZM190 177V178H189ZM54 178V179H53ZM187 178V180H186ZM210 179V177H208ZM4 179V180H3ZM14 179V180H13ZM19 179V180H18ZM24 179V180H23ZM25 179L27 180L26 181V184L23 185V181H25ZM58 179V180H57ZM147 180V182L145 183V181L143 180ZM178 179V180H177ZM183 179H185L183 181ZM190 179V180H189ZM213 179V178H212ZM211 179V180H212ZM8 180V181H7ZM23 180V181H22ZM60 180V181H59ZM112 180H114V178H112ZM180 180V181H179ZM3 181V182H2ZM11 181V182H10ZM22 181V182H21ZM55 181V182H54ZM60 183H58V182ZM101 181V182H100ZM141 181V182H140ZM163 181V182H162ZM177 181V182H176ZM179 181V182H178ZM14 182V183H13ZM100 182V183H99ZM184 182V183H183ZM188 182V183H187ZM5 183V184H3ZM16 183V184H15ZM55 183V184H54ZM57 183V184H56ZM64 183V184H63ZM144 183V184H143ZM160 183V184H159ZM179 185H178V184ZM183 185H182V184ZM186 183V184H185ZM8 186H7V185ZM13 184V185H12ZM19 184V186H18ZM4 185V186H3ZM24 186L26 192H24V188L20 186ZM59 185V186H57ZM61 185V186H60ZM110 185V186H109ZM161 185V186H160ZM164 185V186H163ZM2 186V188H1ZM7 186V187H6ZM115 186V188L113 187ZM19 187V189L17 188ZM92 187V188H91ZM100 187V188H99ZM112 187V188H111ZM10 188V189H9ZM118 188L120 190V192H123V193H118L120 195H118L116 197V195H113V193L111 191H116L115 189ZM14 189V190H13ZM55 189V190H54ZM91 189V190H90ZM95 189V190H94ZM127 189V188H126ZM180 189H183V190H180ZM10 190V191H9ZM19 190V192H18ZM22 190V191H20ZM29 190V191H27ZM102 190V191H101ZM104 190V191H103ZM109 190V191H108ZM144 190V189H143ZM142 192H148V190L145 188V191ZM58 191V192H57ZM60 191V193H59ZM98 191V192H97ZM111 192L110 194H108L107 192ZM9 192V193H7ZM62 192V193H61ZM103 192V193H102ZM3 193V194H2ZM5 193V194H4ZM13 193V194H12ZM18 193V194H17ZM58 193V195H57ZM89 193V194H88ZM102 193V194H101ZM62 194V195H61ZM110 195L111 197V194L113 196V198L111 197L110 198V202L109 198H107L105 195ZM121 194H124V195H121ZM3 195H5L6 197H3ZM61 195V197H60ZM9 196V197H7ZM90 196V197H89ZM105 196V197H104ZM11 197V198H10ZM57 197V198H56ZM60 197V198H59ZM65 197L69 199L68 197V194H65ZM106 198L105 200L107 201V203L105 204V200L104 198ZM116 197L117 199H119L118 201H116L117 199L114 198ZM6 198V199H5ZM65 198V199H66ZM91 198V199H90ZM64 199V200H65ZM90 199V200H89ZM116 199V200H115ZM160 199H164L163 203L164 205H162V207L159 206L160 210L163 212L162 214L168 216L169 218H172V219H175L176 220V213H178L180 210L178 207H174L171 205L170 201L166 198V197H160ZM4 200H6L4 202ZM10 200V201H9ZM93 200V201H92ZM25 201V202H24ZM70 201V200H69ZM92 201V202H90ZM122 201V202H121ZM116 202V203H115ZM68 203V204H67ZM71 202H68V200L66 199V201L63 203V206L61 208V211L60 213H58V215L62 214L63 212H66L68 210V208L70 207V204ZM113 203V204H112ZM115 203V204H114ZM121 205L119 208V205ZM162 203V202H161ZM96 204V206L94 205ZM132 204V203H131ZM130 204V206H132ZM13 205V207H12ZM17 205V206H16ZM66 205V206H65ZM68 205V206H67ZM91 205V206H90ZM111 205L113 206V209H111ZM19 206V207H18ZM25 206V207H24ZM65 206V207H64ZM64 207V208H63ZM95 207V208H94ZM109 207L110 209L112 210H109ZM3 208V209H2ZM6 208V209H5ZM19 208V209H18ZM24 208V209H23ZM27 208V209H26ZM67 208V210H66ZM107 208V209H106ZM2 209V210H1ZM141 209V212H139ZM260 209L264 210V203L261 204V205H258L256 207V209L254 211H252L253 213H260ZM20 210V211H19ZM33 210V211H32ZM63 210V211H62ZM95 210V211H94ZM8 211V212H7ZM38 211V212H37ZM99 211V212H98ZM107 211V212H106ZM130 213H127L129 212ZM165 211V212H164ZM22 212V213H21ZM25 212V213H23ZM108 212H111V214ZM133 212V214H132ZM137 212V213H136ZM12 213V214H11ZM21 213V214H20ZM37 213V214H36ZM96 213V214H95ZM106 213V214H105ZM138 213H141V215H139ZM20 214V215H18ZM42 214V215H41ZM95 214V215H94ZM107 216H105V215ZM128 214V215H127ZM132 214V216L130 215ZM146 214V215H144ZM30 215V216H29ZM33 215V216H32ZM135 215V217H134ZM137 215V216H136ZM14 216V217H13ZM24 216H26L24 218ZM32 216V217H31ZM68 216V214H67ZM141 216V218L139 217ZM248 216V214H247ZM18 217V218H17ZM126 217V219H125ZM137 217H139V220ZM144 217V218H142ZM131 218V220H130ZM135 218L136 220V223H135V226L136 227V230H133L135 229V227L133 228V226L131 227L132 225V220ZM39 219V220H37ZM144 219V221H143ZM20 220V221H19ZM31 220V221H30ZM33 220V221H32ZM98 220V221H99ZM125 220V221H124ZM146 220V221H145ZM6 221V222H4ZM17 221V222H16ZM140 221V224L141 226L138 224ZM143 221V222H141ZM177 221V220H176ZM20 222V223H19ZM106 222V223H105ZM128 222L129 225H128ZM145 222V224H144ZM147 222V223H146ZM24 223V224H23ZM35 223V224H34ZM102 223V224H101ZM110 225H109V224ZM161 223V225H160ZM13 224V225H12ZM104 224V225H103ZM144 224V226H143ZM178 227L181 226V225H178L179 223H175ZM146 225V226H145ZM34 226V227H33ZM97 226V227H96ZM103 226V227H101ZM107 226H110V227H107ZM112 226V227H111ZM128 226V227H126ZM140 226V227H139ZM144 227V228H141V227ZM151 226V228L149 227ZM158 226V227H157ZM243 222H239V224L237 225H234V224H231V226H223L221 227L220 224H214V225H211L208 227L209 229V235H213L219 238H215V248H219V246L222 247V245H224L222 248H217V251H214L212 255H214L215 258L218 257V255L220 256V262L222 261V264H230L232 262V264H264V250L261 249V247H259L258 243L260 244V241L259 239L262 238V235L257 232V233H254L252 232V230L250 231H247L245 232V237H246V242L252 240L250 243V246L248 249L244 248V244L242 245H235V244H238L237 240H233L231 237L227 236L226 233H238L240 230L243 231ZM25 227V228H23ZM87 227V228H86ZM107 227V228H106ZM155 227V228H154ZM162 230H161V228ZM164 227V228H163ZM230 227V228H229ZM27 228V229H26ZM35 228V229H34ZM113 228V229H112ZM131 228V229H129ZM133 228V229H132ZM140 228V229H138ZM157 228V229H156ZM219 228V229H218ZM234 228V229H233ZM98 229V230H97ZM101 229V230H100ZM103 229V230H102ZM110 231H109V230ZM147 229V230H146ZM155 229V231H154ZM186 229V231L184 230ZM227 229V230H226ZM231 229V231H229ZM236 229V230H235ZM6 230V231H5ZM106 230V231H105ZM115 230L117 231V233L115 232ZM131 230V231H129ZM139 230V231H137ZM145 230V231H144ZM151 230H153V233ZM166 230V232H165ZM180 230V232H179ZM181 230H183L181 232ZM193 232V236H190L189 232ZM213 230V231H212ZM223 230V231H222ZM53 231V232H52ZM91 231V232H90ZM93 231V232H92ZM127 231V232H126ZM136 231V232H134ZM199 231V232H198ZM34 232V233H32ZM97 232V233H96ZM103 232V233H101ZM109 232V233H108ZM134 235H133V233ZM139 232V233H137ZM151 232V233H150ZM161 232V233H160ZM163 232H165L163 234ZM169 232V233H168ZM179 232V233H178ZM222 232V233H221ZM224 232V233H223ZM56 233V234H55ZM90 233H93L92 235H90ZM111 233V234H110ZM144 233V234H142ZM153 233V234H152ZM167 233V234H166ZM184 233V234H183ZM188 233V234H186ZM202 233V231H201ZM58 234V235H57ZM97 234V235H96ZM109 236H108V235ZM119 234V235H118ZM133 236H131V235ZM138 234V235H136ZM144 236H141V235ZM182 238H184L183 236H186V238L184 239H181V236ZM192 234V233H191ZM194 234H195V237H194ZM222 234V235H221ZM94 235V236H93ZM105 235V236H104ZM116 235V236H115ZM118 235V236H117ZM147 235V236H146ZM156 237H154V236ZM158 235V236H157ZM161 235V236H160ZM171 235V236H170ZM189 235V236H188ZM226 235V236H224ZM60 236V237H59ZM101 236V237H100ZM141 237L139 238V237ZM220 236H221V240L220 239ZM227 237V238H224V237ZM250 239H249V237ZM97 239H95V238ZM105 237V238H104ZM153 237V238H152ZM166 237V238H165ZM169 237V239H168ZM192 237V238H191ZM222 237L224 239H222ZM134 238H136L137 240H133ZM175 238V239H173ZM188 238L190 239H194V240H188ZM231 238V239H230ZM248 238V239H247ZM33 239V240H32ZM132 239V240H131ZM140 241H139V240ZM149 239V240H148ZM229 239V240H228ZM156 240V241H155ZM160 240V241H159ZM182 240V241H181ZM184 240V242H183ZM218 240V241H217ZM248 240V241H247ZM153 241V242H152ZM165 243H164V242ZM187 243H186V242ZM190 241V242H189ZM192 241V242H191ZM194 241V242H193ZM224 241V242H223ZM226 241V242H225ZM229 241V242H228ZM31 242V243H30ZM63 242V243H62ZM73 241H71V244L73 245L74 242L72 243ZM105 242V243H104ZM132 242V243H131ZM137 242H140V243H137ZM147 242V243H146ZM150 242V243H149ZM152 242V243H151ZM234 242V243H233ZM34 243V244H33ZM104 243V244H102ZM131 243V245H130ZM134 243V244H133ZM144 245H143V244ZM149 243V244H148ZM180 243H184V244H180ZM190 243H191V246H190ZM227 243H229L227 245ZM257 243V244H256ZM59 244V245H58ZM137 244V245H136ZM140 244V245H139ZM153 244H156L155 246ZM161 244H164V245H161ZM222 244V245H221ZM232 246H231V245ZM256 244V247L254 246ZM105 245V246H104ZM109 245V246H108ZM131 248H128L130 246ZM136 247H135V246ZM159 245V246H158ZM181 245V246H180ZM184 245H187L186 247ZM189 245V247H188ZM227 249L226 248V246ZM233 245H235L233 247ZM28 246V247H27ZM32 247V250L30 249ZM61 246V247H60ZM86 246V247H85ZM150 246V247H148ZM158 248H157V247ZM184 246V247H183ZM256 248L254 249L253 248ZM18 247H21V248H18ZM153 247V248H152ZM160 247V248H159ZM177 247H179L178 249L181 251L180 253H178V249ZM183 247V248H181ZM225 247V248H224ZM232 248V251H231V248ZM237 247V248H236ZM240 247V248H238ZM253 248L254 252L251 251V248ZM259 247V248H258ZM17 248V249H16ZM51 248V249H49ZM135 248H137L135 250ZM140 248V249H139ZM145 248V249H144ZM151 248V249H149ZM155 248V249H154ZM165 248V249H164ZM187 248V249H186ZM190 248V249H189ZM21 249V250H20ZM25 249V250H24ZM86 249V250H85ZM131 251H130V250ZM154 249V250H153ZM160 249V250H159ZM162 249V250H161ZM184 249V250H183ZM189 249V251H188ZM223 249V250H222ZM227 249L229 252L226 254ZM243 249V250H242ZM244 249H246L247 251H245ZM258 249V250H257ZM260 249V250H259ZM17 250L20 252H23V254H21V259L18 257V254L15 253L17 252ZM37 250V251H36ZM41 250V251H40ZM48 250V251H47ZM85 250V251H84ZM129 250V252H128ZM134 250V251H133ZM150 250V251H149ZM174 250V251H173ZM221 250V251H220ZM235 254L234 255V251ZM250 250V251H248ZM257 250V251H256ZM47 251V252H46ZM60 251V252H59ZM62 251V252H61ZM127 251V252H126ZM171 251V252H170ZM176 251V253H175ZM222 252L220 254V252ZM241 251V252H240ZM28 252V254H27ZM31 252V253H30ZM40 252V253H39ZM58 254H56V253ZM132 252V253H131ZM137 252V256L135 257V254L133 253ZM152 252V253H151ZM161 252V253H160ZM165 252V253H164ZM218 252V253H217ZM225 252V253H224ZM233 254H231V253ZM243 252V253H242ZM248 254H247V253ZM250 252V254H249ZM35 255H34V254ZM50 255H49V254ZM89 253V254H88ZM125 253H128L125 254ZM131 253V255H130ZM159 253V254H158ZM164 255H163V254ZM168 253V254H166ZM174 253V254H173ZM186 253V254H185ZM187 253L189 255H187ZM241 253V254H240ZM245 253V255H244ZM46 254V256H45ZM55 254V255H54ZM70 253H68L69 255ZM155 254V255H154ZM165 256V257H162L161 256ZM178 256H177V255ZM216 254V255H215ZM231 254V255H230ZM241 256H239V255ZM24 255V256H22ZM33 255V256H31ZM40 255V256H39ZM67 255V253H66ZM89 255V256H88ZM123 255V256H122ZM146 255V256H145ZM172 255V256H171ZM175 255V256H174ZM225 255L227 256V258L225 259ZM231 257H230V256ZM247 255V257H245ZM36 256V257H34ZM130 256V257H129ZM134 259H133V257ZM156 256V257H155ZM169 256V257H168ZM174 256V257H173ZM222 256V257H221ZM233 256V257H232ZM240 257V260H238V258ZM246 258V259H244ZM53 257V258H52ZM70 257V256H69ZM130 260H129V258ZM155 257V258H154ZM158 257L160 258V260L158 259ZM163 259H162V258ZM171 257V258H170ZM177 257V258H176ZM193 257V258H192ZM213 257V256H212ZM213 257V258H214ZM235 257V259H234ZM249 257V258H248ZM18 258V259H17ZM41 258V259H40ZM44 258V259H43ZM87 258V259H86ZM126 258L127 261L124 259ZM154 258V259H153ZM157 258V259H156ZM192 258V262H191V259ZM233 258V260H231ZM20 259V260H19ZM27 259V260H26ZM56 259H55V264H57L56 262ZM146 259V260H145ZM195 261H194V260ZM244 259V260H243ZM251 259V260H250ZM44 260V261H43ZM85 260V261H84ZM89 260V261H88ZM134 260V261H133ZM166 260V261H165ZM174 260V261H173ZM227 260V261H226ZM246 260V261H245ZM20 261V262H19ZM22 261V262H21ZM37 261V262H36ZM113 261V262H112ZM126 261V263L124 262ZM129 261V262H128ZM132 261V262H131ZM144 261V262H143ZM148 261V262H146ZM163 261L165 263H163ZM168 261V262H167ZM172 261V262H171ZM196 261L198 263H196ZM237 261V262H235ZM263 261V262H262ZM78 262V261H77ZM77 262H74V264H77ZM85 262V263H84ZM112 262V263H111ZM115 262V263H114ZM160 262V263H159ZM240 262V263H239ZM246 262V263H245ZM250 262V263H249ZM67 264V261L66 263Z\"/></svg>","mask_w":264,"mask_h":264}]
</instances>
